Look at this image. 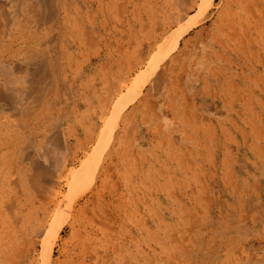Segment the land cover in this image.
Returning <instances> with one entry per match:
<instances>
[{
    "label": "rangeland",
    "instance_id": "1",
    "mask_svg": "<svg viewBox=\"0 0 264 264\" xmlns=\"http://www.w3.org/2000/svg\"><path fill=\"white\" fill-rule=\"evenodd\" d=\"M201 1L0 0V264H264V0Z\"/></svg>",
    "mask_w": 264,
    "mask_h": 264
},
{
    "label": "bare ground",
    "instance_id": "2",
    "mask_svg": "<svg viewBox=\"0 0 264 264\" xmlns=\"http://www.w3.org/2000/svg\"><path fill=\"white\" fill-rule=\"evenodd\" d=\"M212 1L213 0H202L201 1V4H200V6H199V10H202V13L204 14V12L207 10L206 9V7H208L211 3H212ZM243 3V2H242ZM240 4V3H239ZM244 8H245V6H244ZM249 8V7H248ZM25 8H23V10H24ZM21 15H22V13H21ZM23 16L25 17V14H23ZM26 20V19H25ZM201 20V19H200ZM200 20L198 21V20H196V19H189L188 20V22L185 24V25H183V26H181L173 35V41H172V46H171V49L174 47V48H176L177 46H178V43H179V39L184 35V34H186L194 25H196L198 22H200ZM25 22V21H24ZM230 24V23H229ZM21 25V24H20ZM23 25V24H22ZM23 29V28H22ZM21 30V29H20ZM21 32V31H20ZM23 33V32H22ZM3 34V33H2ZM2 34H1V36H2ZM18 34H19V32H18ZM21 34V33H20ZM20 34H19V36H20ZM16 35H17V33H16ZM22 35V34H21ZM4 36V35H3ZM14 36H15V34H14ZM13 36V37H14ZM23 36H25V33H24V35ZM23 36H22V38H23ZM9 37V36H8ZM11 37V36H10ZM9 37V38H10ZM4 38V37H3ZM21 38V39H22ZM15 39V38H14ZM19 39H20V37H19ZM10 40V39H9ZM0 41H1V39H0ZM6 41H8V40H6ZM13 41V40H12ZM2 42H4V41H2ZM10 42V41H9ZM9 42H7V44L9 43ZM1 43V42H0ZM23 43V42H22ZM12 44V43H11ZM27 49V48H26ZM14 50V49H13ZM24 50V49H23ZM22 50V51H23ZM9 54H11V53H9ZM0 55H2V54H0ZM4 58H8V56H4L3 57V60L5 61V63H6V65L7 66H9V65H11V63L9 64V61H8V59H4ZM22 58H24V56L22 57ZM25 59V58H24ZM11 60H12V57H11ZM23 60V59H22ZM1 61V60H0ZM24 62V61H23ZM4 63V64H5ZM25 63V62H24ZM0 65H3V61L1 62V64ZM23 67V66H22ZM7 70V69H6ZM3 71H5V70H3ZM4 73H6V75H7V73H8V75L10 76V73L8 72V71H5ZM5 75V74H4ZM3 75V77L5 78V76ZM7 75V76H8ZM1 76V75H0ZM6 76V80L4 79H2L3 81H6V82H9V78ZM139 76V75H138ZM1 79V78H0ZM12 80V79H11ZM5 83V82H4ZM132 86H135L134 84L132 85ZM9 87L10 86H7V88H6V90H5V88L3 89V90H5L6 92L8 91V90H10L9 89ZM13 88V87H12ZM8 89V90H7ZM137 90H138V92L137 93H142L141 91V87H138L137 86ZM2 91V90H1ZM10 91H12L13 92V90H10ZM3 92V91H2ZM11 92V93H12ZM10 93V94H11ZM5 94V93H4ZM3 94V95H4ZM9 94V95H10ZM0 95H1V93H0ZM3 95L2 96H0V99H5L4 100V102L6 101V99H7V97H3ZM11 95H13V93L11 94ZM3 97V98H2ZM10 97V96H9ZM8 97V99H10ZM12 98V97H11ZM122 98H123V96L122 97H120V101L122 102ZM7 99V100H8ZM8 102V101H7ZM11 102V101H10ZM9 103V102H8ZM6 104V103H5ZM8 105V104H7ZM117 108V105L115 106V109ZM122 109V108H121ZM121 109H119L118 111H117V115H119V113H120V111H121ZM117 126V120H115V117L113 118V120H111L110 119V121H109V125L107 126V127H105L104 128V130H103V132L101 133V136H100V139H99V142H98V144L95 146V148L93 149V151L87 156V157H85V159L81 162V164L79 165V167L72 173V180H75V181H77L78 183L81 181V180H83L84 178H86L89 174H91V173H93V171H94V168H95V166H96V168H97V166H98V164L100 163V161L102 160V156L104 157V154H105V149H106V147H107V144L110 142V140H111V131L112 130H114L115 129V127ZM15 142V141H14ZM17 142H18V140H17ZM15 146V145H14ZM93 166H94V168H93ZM95 168V169H96Z\"/></svg>",
    "mask_w": 264,
    "mask_h": 264
}]
</instances>
